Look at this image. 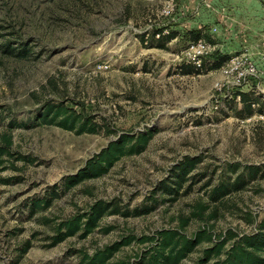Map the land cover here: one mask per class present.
I'll return each mask as SVG.
<instances>
[{
	"label": "rangeland",
	"instance_id": "obj_1",
	"mask_svg": "<svg viewBox=\"0 0 264 264\" xmlns=\"http://www.w3.org/2000/svg\"><path fill=\"white\" fill-rule=\"evenodd\" d=\"M165 1L0 0V145L1 135H10L12 153L0 162V264H82L81 253L92 254L129 235L179 228L186 217L188 224L179 229L192 235L206 228L215 240L227 230L251 231L255 223L247 218L264 215V112L237 116L240 102L214 89V68L184 74L186 42L181 38L165 48L148 44L155 29L174 30L160 14ZM199 1L182 0L175 13L194 19ZM208 3L203 9L224 11L226 21L264 28V0ZM213 21H199V29L219 28ZM217 35H211L214 42ZM218 44L212 60L222 55ZM61 101L92 116L99 131L9 126L35 121L42 104ZM146 129L153 134L141 153L123 156L104 175L60 192L44 209L32 206L117 135ZM185 156L198 162L169 201L173 195L158 184L171 185V168ZM250 164L260 167V175L211 203L212 187L232 181ZM152 199H157L155 208L147 214L107 213L86 237L50 246L56 223L86 212L98 200L113 201L122 212L151 205ZM201 204L208 205L202 217L192 216ZM25 244L26 252L19 254ZM145 245L122 246L106 264L132 261ZM207 245L200 243L180 264H196Z\"/></svg>",
	"mask_w": 264,
	"mask_h": 264
},
{
	"label": "trees",
	"instance_id": "obj_2",
	"mask_svg": "<svg viewBox=\"0 0 264 264\" xmlns=\"http://www.w3.org/2000/svg\"><path fill=\"white\" fill-rule=\"evenodd\" d=\"M162 29H155L150 35L148 44L150 46L165 48L166 44L176 36L175 31L160 34V38H156V33H161ZM189 40H196L201 37V32L198 30H190L186 33ZM144 41V35L141 36ZM216 57V56H215ZM229 54H222L212 61H205L202 67L195 68L190 64L182 63L180 69L184 74L200 73L204 68H218ZM209 63V66L206 64ZM190 68L189 69H187ZM264 95H256L252 92L240 93V104L236 110L237 116L241 119L252 116L256 112H264V103L262 98ZM257 104L253 107L252 104ZM32 122H17L11 121L10 127L15 128H31L37 124L55 125L62 129L73 131L75 134L96 133L101 128V125L94 120L92 116L85 115L81 111L75 109L65 103L45 102L41 105L35 118ZM152 130L146 129L137 133L122 132L115 139L110 140L105 147L99 152L94 153L85 161L83 167L79 168L75 173L66 175L62 178L61 186H52L49 188L50 196L32 201V206L44 209L49 206L53 197L60 192H64L73 186L81 183L86 179L97 178L107 173L110 168L121 157L141 153L147 146L152 137ZM11 146L10 135H1L0 145V162L5 155H11L9 147ZM24 158V157H21ZM198 158L193 156H185L171 168V185L165 182L158 184L159 190L163 193L173 195L169 201L174 200L179 193V189L183 183L188 180V174L195 168ZM238 168L234 165L233 170ZM236 172V171H234ZM261 173V169L257 165H245L243 170L236 175L232 181L218 183L209 192V200L211 203L220 201L227 194L242 189L252 180L256 179ZM57 187H61L57 189ZM157 187V190H158ZM154 197V196H153ZM151 205L137 207L132 211H120V207L113 201L107 202L98 200L94 202L88 210L81 214L73 215L72 217L61 220L55 224V234L52 237L53 246L67 237L78 236L84 238L89 235L99 224V220L104 214L121 213L124 216H140L149 213L155 208L157 199H152ZM208 208L207 204L196 206V211L192 216H201ZM216 207L212 210L209 217L215 216ZM250 223H255L254 228L249 232H235L227 230L222 236L214 237L208 229L203 228L195 231L192 235H187L179 228H184L189 221L186 217L181 221L179 228H163L157 230L152 235L134 236L129 235L121 240L115 241L103 248L94 251L92 254L81 253L82 264H106L108 260L122 247L129 245L131 242L146 244L144 249L134 256L132 261H118L114 264H180L196 246L202 242H207L208 245L201 251L200 257L196 260V264H264V215L260 219L247 218ZM108 229L105 230V232ZM28 245L21 248L19 254L26 252Z\"/></svg>",
	"mask_w": 264,
	"mask_h": 264
},
{
	"label": "built area",
	"instance_id": "obj_3",
	"mask_svg": "<svg viewBox=\"0 0 264 264\" xmlns=\"http://www.w3.org/2000/svg\"><path fill=\"white\" fill-rule=\"evenodd\" d=\"M182 0H166L160 14L174 22L179 2ZM209 6L208 0H200L194 7L193 13L198 14L203 6ZM179 12H182L181 9ZM217 27L213 26L209 33L215 35ZM168 33L166 29L160 34ZM147 36V35H146ZM219 49V44L203 35L196 40L186 42L183 50L185 62L195 68H201L205 61H211ZM216 78L214 89L222 92L226 99L240 102L241 92H253L256 95H264V52L241 49L229 54L218 68L213 69ZM255 103L252 104L254 107Z\"/></svg>",
	"mask_w": 264,
	"mask_h": 264
},
{
	"label": "crops",
	"instance_id": "obj_4",
	"mask_svg": "<svg viewBox=\"0 0 264 264\" xmlns=\"http://www.w3.org/2000/svg\"><path fill=\"white\" fill-rule=\"evenodd\" d=\"M224 11H218V10H210L206 11L203 9V7L200 8L199 13L197 16H192L194 19H187L188 17H183L184 14L177 13L175 16V20L173 22L172 28L177 34L174 38H172L170 41L176 40L178 38H181L184 42L189 41V38L186 36V33L189 30H194L195 28H198V31L201 32V36L203 35L206 38H209L214 41L213 36L209 34V31L213 26L206 27L205 32L203 29H199V21L207 22L212 21L211 24H214L215 21L218 20V26L217 27V36L219 37V41L217 43H220L221 49L223 50L222 54H230L234 51H238L244 48H248L250 50H258L264 52V28L263 27H256L255 29H250L247 26H244L241 24V21H235L236 23H232L229 21H226L224 18L226 17ZM224 14L223 16L221 14ZM227 23V24H226ZM205 24V23H202ZM252 33V35L248 38L247 33ZM188 39V40H187ZM233 40H238V44H234ZM227 41H229L227 43ZM169 43V42H168ZM227 48V49H226Z\"/></svg>",
	"mask_w": 264,
	"mask_h": 264
}]
</instances>
